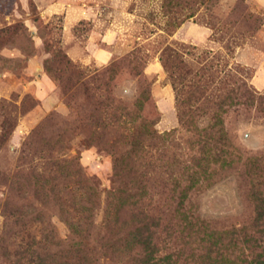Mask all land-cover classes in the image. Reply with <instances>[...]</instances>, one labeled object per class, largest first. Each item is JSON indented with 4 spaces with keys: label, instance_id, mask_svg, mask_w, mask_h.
<instances>
[{
    "label": "rangeland",
    "instance_id": "obj_1",
    "mask_svg": "<svg viewBox=\"0 0 264 264\" xmlns=\"http://www.w3.org/2000/svg\"><path fill=\"white\" fill-rule=\"evenodd\" d=\"M0 264H264V0H0Z\"/></svg>",
    "mask_w": 264,
    "mask_h": 264
},
{
    "label": "crops",
    "instance_id": "obj_2",
    "mask_svg": "<svg viewBox=\"0 0 264 264\" xmlns=\"http://www.w3.org/2000/svg\"><path fill=\"white\" fill-rule=\"evenodd\" d=\"M52 7V10H54V9H56L57 10V8H61L62 6L60 5V6H51Z\"/></svg>",
    "mask_w": 264,
    "mask_h": 264
}]
</instances>
